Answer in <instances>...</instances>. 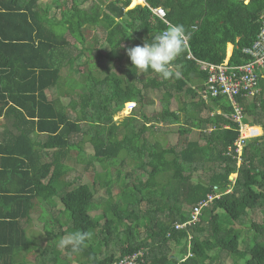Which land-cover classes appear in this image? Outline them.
I'll return each instance as SVG.
<instances>
[{
  "label": "trees",
  "instance_id": "obj_1",
  "mask_svg": "<svg viewBox=\"0 0 264 264\" xmlns=\"http://www.w3.org/2000/svg\"><path fill=\"white\" fill-rule=\"evenodd\" d=\"M145 2L129 8L131 0H0V74L11 77L22 67L27 79L12 80L16 91L0 80V96L8 97L5 107L0 106V117H5L0 124V264H72L74 254L81 264H114L140 249L141 264H264V224L252 218L249 227L241 224L255 210L264 209V79L259 95L236 96L246 121L263 129V135L243 147L240 164L235 144L239 125L230 118L233 107L227 98L206 102L198 95L193 113L188 112L182 123L180 114L170 109L172 97L196 93L197 82L204 87L207 73L188 58L189 53L219 64L232 43L231 64L250 59L242 49L257 38L264 0ZM148 5L162 6L168 22L186 28L188 46L170 69L182 74L179 79H141L127 55L129 47L123 46H142L165 30L164 21ZM92 36L91 44L87 38ZM85 42L91 47L108 45L113 52L120 49L117 57L124 64L120 74L109 73V68L101 77L87 68L83 74L88 90H80L74 88L77 78H68L62 70L74 68L65 63L72 62L79 44L85 49ZM150 87L165 89L161 113L149 112L154 101L144 91ZM61 88L69 96L68 107L48 94ZM129 101L138 107L130 116L114 120ZM199 102L205 103L207 115L201 116ZM183 103L186 107L187 101ZM171 123L181 124L180 135L198 128L200 136L182 148L150 141L148 133ZM83 136L93 148V160L103 166L110 160L117 164L120 159L121 165L133 161L139 170H117L111 180L119 185L116 194L108 192L109 181L99 172L93 186H73L80 178L70 177L66 159L73 150L86 155L80 145ZM234 173L238 176L232 181ZM216 192L221 197L202 209L196 224L175 229L176 222L191 218V208ZM96 194H101L98 200ZM56 200L64 218L53 212ZM37 207L52 241L48 247L31 239L25 226ZM74 231L92 233L78 253L81 259L70 248H57L59 239ZM34 251L37 262L28 259Z\"/></svg>",
  "mask_w": 264,
  "mask_h": 264
},
{
  "label": "rangeland",
  "instance_id": "obj_2",
  "mask_svg": "<svg viewBox=\"0 0 264 264\" xmlns=\"http://www.w3.org/2000/svg\"><path fill=\"white\" fill-rule=\"evenodd\" d=\"M48 0H44V2H47ZM133 7V6H132ZM54 11L56 12V10L53 9L52 13L54 14ZM88 42L92 44L91 40H93V36L92 37H88ZM71 42H74L73 39H70ZM88 44L85 42V46H87ZM82 46V45H81ZM87 48V47H86ZM94 48V49H93ZM89 48L88 53H86V51H83V46H82V53L85 57V62L88 63L89 66V71H91L92 74H94L95 76L101 77V75H104V73L102 74L103 70L105 68L107 69H112V67H118V62L116 59H111L112 57L109 56L110 54L114 53L111 50V47H109L108 45L106 46H100V47H95L93 46ZM229 49L231 50V46L228 47V53H229ZM114 51H117L120 53V49L118 48H113ZM111 57V58H110ZM83 66H81L82 68ZM81 68H76V66L74 65V68L71 69L70 66L64 68L62 71H64V73H66V75L69 77H75L77 78V87L74 86L75 89H87L86 85L88 77L81 72L83 70L80 71ZM86 71V69H85ZM150 76L152 74H149ZM62 76L63 78L65 77V75L62 72ZM149 76V77H150ZM113 77H115V75H113ZM67 78V77H65ZM148 78H145V80ZM161 79V77H160ZM159 79V80H160ZM148 81V80H146ZM68 83V80L66 81ZM137 85L142 86V84L140 83V81L137 83ZM197 88H199V83L197 82ZM154 90V93L148 94V99H152L155 103H151V105H149V112L150 114L154 113H161L162 110V95L165 92L164 87L161 89H154L152 87L148 88L147 92H149L150 90ZM194 91H198L197 89H194ZM48 94H50L51 98H55L57 97L58 92L56 90L53 91H49ZM153 94V95H152ZM61 95V94H60ZM61 97H63L64 103L67 104L68 103V99L65 98L67 96L65 95H61ZM190 97H192V95L190 94ZM199 99V98H198ZM197 99V100H198ZM172 105H174L175 109H179V107H182L183 105L180 104L177 100L176 102H174L173 100H171ZM137 108V107H136ZM135 108V109H136ZM190 112L192 111L191 108H189ZM70 111V110H69ZM126 113L120 115V119H123V117L127 116L128 117V113H127V109L125 110ZM128 114V115H127ZM205 115H207V112L205 113ZM73 118L76 117V114L74 112V114H72ZM130 116V115H129ZM181 118V116H180ZM186 118V115L184 117H182L181 123L184 121V119ZM115 120V119H114ZM179 125L181 124H177V123H171L170 125H165L163 129H158L155 130V132L153 134L148 133L147 136L151 139L150 141L154 142V141H159L161 142V144H163L166 147L172 146V145H176L178 148H182L186 142H188L189 140H194V139H198L200 136V132L198 131L199 129H195L193 130L190 134L188 135H180V133L178 132L179 129ZM162 126V125H160ZM258 129V128H256ZM260 129H258L259 131ZM263 130V129H262ZM83 138H85V141H83L80 145L84 148L83 150L85 151L86 155H83L82 153H78V150H73L70 153V157L68 158V160L66 159V163L68 164V166L70 167V177H75V176H79L80 180L79 181H75V183H73L74 185H77V183L80 182H85L88 183L90 185L93 186V183L95 181V176L96 174L101 173L103 179L106 177L107 180L109 181V185L110 187L108 188V192L110 194H116L117 192H119V185L115 186L113 185V183L111 182L112 178H115L117 175V170H121L124 174L127 172H139V170L135 167L133 161L132 162H125L122 165L120 164V159H118L117 164H114L113 160L107 161V165L103 166V164L97 160H93L92 157L94 155V151L93 148L91 146V144L89 143L88 138H86L85 136H83ZM79 154V155H78ZM93 154V155H92ZM79 158V159H78ZM201 172V171H199ZM106 174V175H105ZM205 177V176H204ZM144 178L146 179L147 176L145 175ZM100 188V187H99ZM102 189V188H101ZM100 189V192H105L103 190ZM101 194H96V200H98V198H100ZM106 196V194H105ZM57 205H55V202L52 204V206H56L53 209V212L56 213L57 215H59V217L64 218L65 214H64V210L62 205L60 204L59 200H56ZM101 208L103 207L100 206ZM190 209V208H188ZM192 209V208H191ZM40 208L37 207L36 210L33 212L32 214V221L30 223H26L25 226L27 228L29 237L31 239H33L35 242H38L40 244V246H50L52 241H50L48 239V228L45 226L44 221L39 219V214H40ZM93 214H96V212H94ZM250 218H252L253 220H256L257 223L259 224H264V209L263 212L260 210H255L252 215H248L244 218V220L241 222V224H243V228L245 227H249L250 224ZM49 223L51 224V219L47 218ZM241 226V225H238ZM237 227V225H236ZM247 231V230H246ZM251 234V233H249ZM242 248H244V246H241ZM58 248V245H57ZM112 247L111 250H113ZM66 249V248H65ZM61 250V249H60ZM116 250V249H115ZM64 252V249L62 250ZM67 252V250H66ZM78 258L81 259V255L77 254ZM37 251L32 252V254L28 257L29 261L31 262H37ZM70 261L72 264H81L80 262H78V260L76 259V254H74V257L71 256Z\"/></svg>",
  "mask_w": 264,
  "mask_h": 264
},
{
  "label": "built area",
  "instance_id": "obj_3",
  "mask_svg": "<svg viewBox=\"0 0 264 264\" xmlns=\"http://www.w3.org/2000/svg\"><path fill=\"white\" fill-rule=\"evenodd\" d=\"M154 12L164 21H167L166 12L162 8L154 9ZM261 19L262 25L256 40L251 46L243 49V52L250 57L244 63L231 64V55H228L224 62L219 64L197 59L192 53L187 55L189 59H195L200 69L207 73L204 87L200 89L202 97L205 100H210L212 97L219 98L223 96L230 101L233 107L231 117L239 125L240 131L235 143L239 159L247 139L250 137L257 138L262 134L257 131L255 126L246 121L243 107L236 101L237 95L252 97L261 92L259 83L260 78L264 77V12ZM129 105V110H132L135 103H129ZM213 198L215 196H209L210 200ZM200 209V206L195 207L193 221L200 219ZM181 227L183 225H176V228ZM142 262H144V253L142 250H138L135 253L120 257L114 264H141Z\"/></svg>",
  "mask_w": 264,
  "mask_h": 264
},
{
  "label": "clouds",
  "instance_id": "obj_4",
  "mask_svg": "<svg viewBox=\"0 0 264 264\" xmlns=\"http://www.w3.org/2000/svg\"><path fill=\"white\" fill-rule=\"evenodd\" d=\"M248 1L249 0H245L246 3ZM131 4H132V0H131ZM131 4H130L129 8H133L139 4L146 5L147 3L145 2V0H143V2L136 4L133 7L131 6ZM148 7L150 8L152 13L156 17H159V16H158V14H156L154 12V9L162 8L165 12H167L166 9H164L162 6L153 8V7H150L148 5ZM159 18L162 19L161 17H159ZM164 23L166 24L165 30L154 35V38L151 39V42H149V40L146 39L145 43L142 46L137 45L134 47H130V44H125L126 46L129 45V48H127V55L131 59L133 68L136 69L135 72H136L137 76H139L142 73L146 74L149 72V70H151L152 72L160 75L164 80H168L172 77H175L177 79L181 78L182 74L179 71L173 72L170 69H171L172 62H174L187 48L189 37H188V34L186 32V28L183 24H172L168 21H164ZM229 44H232V43H229ZM125 45L123 44L124 47H125ZM246 47H248V46H246ZM233 49H234V44H232V51L229 54L228 53V45H227L226 57L228 55H231V57H232ZM243 49H242V52H243ZM109 73L115 74V72H109ZM262 79H264V77L260 78V82ZM259 85H260V83H259ZM260 87H261V85H260ZM194 89L195 88H193V90ZM200 89H202V88L201 87L197 88L198 91H196V93H194V94L200 95L202 97V95L200 93ZM261 92H262V87H261ZM252 97H254V96H252ZM129 103H135L132 110H129V108H128L130 106ZM137 106H138V103L135 101L126 102L125 106L114 115V119L119 120L120 119L119 116L126 113L125 112L126 109H127V113L130 115ZM221 112H222V109L220 110L219 113H221ZM232 113H233V111H232ZM232 113L230 114L231 119H232V117H231ZM253 126H255V125H253ZM227 127H229V126H227ZM255 127H257V126H255ZM261 133H262L261 135H263V130L261 131ZM261 135H259L257 138H259ZM251 139L253 140L256 138L250 137L247 139L246 143L248 142V140H251ZM240 163H241V158L239 159V164ZM231 176H232V179L230 178V180L234 181L237 178L238 174L234 173ZM229 192H230V189H228L225 193H229ZM211 195L215 196V198L210 200L209 199L210 195H208L207 200L200 202L197 205V206L201 207L200 219H201L202 209L207 207L215 199L221 197V193H218V192H216V194H211ZM197 206H195V207H197ZM195 207L192 208V211H191L192 214H191L190 219H188L187 221H184V222H176L174 224L176 230H180L182 228H187L189 226L196 224L199 221V220L193 221V212H194ZM177 224L183 225V227L176 228ZM91 238H92V233H90V232L74 231V232H71V233L67 234L66 236L61 237L59 239L58 248L61 250L65 249V248H70L72 253L78 254L87 246V242ZM191 239H192V237L190 236L189 237V245H190Z\"/></svg>",
  "mask_w": 264,
  "mask_h": 264
},
{
  "label": "crops",
  "instance_id": "obj_5",
  "mask_svg": "<svg viewBox=\"0 0 264 264\" xmlns=\"http://www.w3.org/2000/svg\"><path fill=\"white\" fill-rule=\"evenodd\" d=\"M72 43H74V42H72ZM87 47V48H86ZM91 46H89V44L87 45V46H85V49H84V47H83V49L86 51V53H88V51H89V48H90ZM125 47H129V45H125ZM93 48V47H92ZM81 49H82V46H81V44H79L78 45V49H75L72 53V62H68V63H65V64H68V65H70L71 63H73V66L75 65L76 66V68H81V66H83L81 69H80V71L81 70H83V71H81L82 73H84L85 72V69L87 70V68L89 69V66H88V63L87 62H85V57H84V55H83V53H82V51H81ZM94 49V48H93ZM111 55H113L114 56V58H111L112 60L113 59H116L117 60V62H118V67H112V69H110V72H115V73H118V74H120L121 73V71H123V64H124V59L121 61L118 57H117V51L116 52H114V53H112V54H110L109 56H111ZM86 65H87V67H86ZM64 68H65V66H64ZM105 71V74L104 75H106V73H107V68H105L104 70H103V72ZM25 72V69L24 68H22V67H20V68H18V72H16V73H14L11 77L9 76L8 77V74H4V73H2V75L0 74V80H5L6 81V84H7V86H9L10 84H12V90H14V91H16V89H17V84L14 82V81H12V80H27L26 78H23V73ZM149 74H140V77H141V79H144V77L145 76H148ZM152 75H154V78H156V79H160V75H158V74H156V73H153ZM151 75V76H152ZM150 76V75H149ZM66 80H68V78H66ZM14 85H16V88L14 87ZM193 88H195V89H197V87H193ZM61 90H63V92L61 91ZM64 90H65V88H61L60 89V91H59V89H58V94H57V98L59 97L60 98V100L63 102V104L66 106V107H68V103H69V96L67 95V92L65 93L64 92ZM66 91V90H65ZM144 93L145 94H147V97H148V94H151V93H154V90L152 89V90H150L149 92H145L144 91ZM65 95V96H67V97H65V98H67L68 99V103L67 104H65L64 103V100H63V97H61V95ZM190 94L192 95V97H190ZM153 95V94H152ZM49 96H50V94H49ZM197 96V97H196ZM51 98V97H50ZM198 99V95L197 94H194V92H189V94L187 95V96H185L184 95V93H182V95H179V96H174V97H172V99L171 100H173L174 102H176V100L180 103V104H182L183 106L182 107H179V109L177 108V109H175L174 108V105H172V102H171V105H170V109L172 110V111H176L178 114H180V116H181V118L182 117H184L185 115H187V113L188 112H190V110H189V108H191V110L194 108V102L195 101H198L197 100ZM184 100H186L187 101V106L186 107H184L185 105H184V103H183V101ZM8 101V97L7 98H3V97H1L0 96V106H2V107H5V104H6V102ZM206 101V100H205ZM206 102H208V101H206ZM155 103V102H154ZM205 103H202V102H199V105L197 106V109L198 110H201L202 109V111H201V116H203V114L206 112V109H205ZM138 107V106H137ZM150 109V108H149ZM162 109H163V106H162ZM4 110H6V108L4 109ZM67 112H68V114H70V116L72 115V114H74V112H72V111H69V108H67V110H66ZM162 111V110H161ZM192 112V111H191ZM218 112H220V109L218 110ZM193 113V112H192ZM4 115L3 116H1L0 117V124L2 123V120H4ZM256 128H258V129H260L259 130V133H261V131H262V129H261V127H259V126H257Z\"/></svg>",
  "mask_w": 264,
  "mask_h": 264
},
{
  "label": "bare ground",
  "instance_id": "obj_6",
  "mask_svg": "<svg viewBox=\"0 0 264 264\" xmlns=\"http://www.w3.org/2000/svg\"><path fill=\"white\" fill-rule=\"evenodd\" d=\"M141 2H143V0H132V4H131V6H134V5L139 4V3H141ZM229 46H231V48H232V44H230ZM229 46H228V47H229ZM231 51H232V49H231Z\"/></svg>",
  "mask_w": 264,
  "mask_h": 264
},
{
  "label": "water",
  "instance_id": "obj_7",
  "mask_svg": "<svg viewBox=\"0 0 264 264\" xmlns=\"http://www.w3.org/2000/svg\"><path fill=\"white\" fill-rule=\"evenodd\" d=\"M230 178L232 179V176Z\"/></svg>",
  "mask_w": 264,
  "mask_h": 264
}]
</instances>
